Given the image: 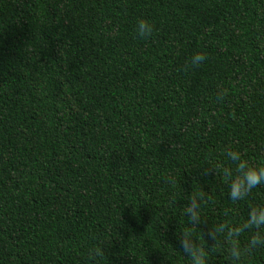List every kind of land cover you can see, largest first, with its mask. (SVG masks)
Returning a JSON list of instances; mask_svg holds the SVG:
<instances>
[{
	"label": "trees",
	"instance_id": "trees-1",
	"mask_svg": "<svg viewBox=\"0 0 264 264\" xmlns=\"http://www.w3.org/2000/svg\"><path fill=\"white\" fill-rule=\"evenodd\" d=\"M228 148L264 164V0H0V264H90L99 244V264H190L191 192L210 197L203 231L264 206V184L233 202L202 174L234 168Z\"/></svg>",
	"mask_w": 264,
	"mask_h": 264
},
{
	"label": "clouds",
	"instance_id": "clouds-1",
	"mask_svg": "<svg viewBox=\"0 0 264 264\" xmlns=\"http://www.w3.org/2000/svg\"><path fill=\"white\" fill-rule=\"evenodd\" d=\"M135 34L140 39H149L154 32V25L146 18L138 19L135 25ZM207 59L203 52L193 54L189 61L183 66V71L199 67ZM228 90L219 88L216 92L217 100H224ZM224 155L235 167L216 163L213 167H207L202 174L211 170L215 175L222 174L228 182V197L233 202L244 200L252 193L253 189L264 184V164L254 166L247 159L242 158L239 150L228 148ZM168 183H177L171 176L165 178ZM208 193L202 188L191 192L188 203L184 206L183 214L187 217V228L179 235V245L184 256L189 258L190 264H209V253L215 252L217 245L227 244V253L232 264H242L243 259L254 253L257 249L264 247V206H254L248 211L247 218L239 225L220 223L206 231L199 230L198 225L204 223L201 214L202 205L209 201ZM176 203V201H172ZM230 210L225 211L228 215ZM193 231H198L202 243L193 238ZM252 232L248 243L242 246L239 242L240 236L245 232ZM211 245L208 246V242ZM106 259V249L99 244L88 252L90 264H99V261Z\"/></svg>",
	"mask_w": 264,
	"mask_h": 264
}]
</instances>
